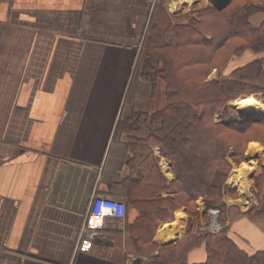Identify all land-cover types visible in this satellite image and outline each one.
Returning a JSON list of instances; mask_svg holds the SVG:
<instances>
[{
	"label": "crops",
	"instance_id": "obj_1",
	"mask_svg": "<svg viewBox=\"0 0 264 264\" xmlns=\"http://www.w3.org/2000/svg\"><path fill=\"white\" fill-rule=\"evenodd\" d=\"M184 1L165 9L176 16ZM153 3L0 0V264L144 263L189 234L176 171L152 138L166 119V84L136 69ZM249 22L259 28L264 12ZM247 53L225 73L264 57ZM95 195L123 200L126 216L83 242ZM237 226L249 250L264 249L257 222ZM190 230L199 234L198 219ZM206 258L204 244L188 257Z\"/></svg>",
	"mask_w": 264,
	"mask_h": 264
},
{
	"label": "trees",
	"instance_id": "obj_2",
	"mask_svg": "<svg viewBox=\"0 0 264 264\" xmlns=\"http://www.w3.org/2000/svg\"><path fill=\"white\" fill-rule=\"evenodd\" d=\"M158 8L159 13H162L163 18L168 21L162 27L158 21L160 16L158 15L157 18L156 15L152 16L149 33L155 32L156 36H152L155 42L152 43L147 53L144 52L145 58L141 73L154 86L159 80L165 82V93L169 103L164 124L158 128L159 130L157 129V134H153L152 138L162 145V150L171 161L177 174L178 189L184 193L187 203H193L200 197L205 200L212 199L214 203L215 197H218L231 171V164L227 159L231 146L229 140L226 141L225 135V137L222 135L219 137L218 146H216L215 138H211L209 142L207 139L204 142L203 138L200 142L199 138L197 139L198 132L199 128L204 127L206 109L215 114L219 109H227V104L231 100L241 94H247V90L254 89L255 92H264V57L237 68L231 73H225L222 70L227 67V62L232 55L238 56L248 48L256 54L264 52V23L259 28H254L249 22L251 15L264 12V0H260L259 6L248 2L235 8L223 22L216 24L214 33H211L210 37L196 27L182 23L172 24L173 19L165 16L166 9L162 6ZM198 21L201 20L198 19ZM234 38H244L245 41L243 44L239 43L234 46L229 58L217 57V53L224 51L227 44L231 43L230 41ZM210 46H214L210 55L202 57ZM178 47L186 50L190 47L197 54L191 56L179 52L170 58L173 55L171 52ZM195 57L204 60H200L204 64H208L212 59L215 62L212 68L201 70L203 83L198 81L196 76L191 77L195 73L197 75L198 67L190 68L195 71L193 75L186 76L183 73L184 68L178 66L180 61L191 66L190 62ZM215 69L219 71V77L209 82L205 81L204 76L209 75ZM261 96L263 97L259 98L264 102V94ZM254 124L264 126V117L255 122L241 120L224 122L220 125V130L245 133ZM205 143H207L206 148ZM195 172L202 178H193L197 186L189 188L186 180ZM154 210L162 214L164 207H156ZM255 212H257L256 215L258 212L263 213L264 205L257 208ZM145 214L150 213L146 210ZM202 244L205 245L206 260L201 263H190L188 259L190 251ZM246 244L249 245L242 238L232 234L231 229H224L217 234H188L176 245L166 244L156 255L150 257L146 264H264V249L249 250Z\"/></svg>",
	"mask_w": 264,
	"mask_h": 264
},
{
	"label": "rangeland",
	"instance_id": "obj_3",
	"mask_svg": "<svg viewBox=\"0 0 264 264\" xmlns=\"http://www.w3.org/2000/svg\"><path fill=\"white\" fill-rule=\"evenodd\" d=\"M154 3L151 6L150 10V20L149 25L151 22L152 16L159 15L160 24L163 26L166 25L167 21L163 18V14L159 13V6L166 7V3L168 0H152ZM225 0H222L220 2H223ZM185 6H183V9L179 14L174 16L171 14L172 10L165 11V16H167L169 19L170 17L173 19L171 20L172 24H183V25H189L191 27H196L199 30H202L204 33H206L207 36L210 37L211 33H214V29L216 28V24L218 22H223V20L226 18V16L231 12L234 11L235 8L240 7L241 5L253 2L255 4H258L260 0H230L229 6L224 10H219L218 12L217 7L213 5L211 0H186ZM217 2V3H220ZM200 19L201 21H198ZM148 36H146V39H144L141 43V50H142V56L138 61L139 68L137 69V72L140 71V75L144 81L147 83H151L150 80H146L144 76L142 75L141 68L143 61H144V52L147 53V51L151 48L152 43H154V39L152 36H156L154 33L151 32L149 26H148ZM171 38V37H170ZM244 38H234L231 40V43L227 44V47L224 51H219L217 53V57H226L229 58V56L232 54V50L236 44L244 42ZM175 43V42H174ZM210 43V42H208ZM181 47V46H180ZM214 46H210L208 49H206L204 56L210 55V52ZM178 49V50H177ZM251 49H246L242 54L236 55L239 60L234 61L231 65V68H234L235 65L239 63L246 62V53L250 51ZM171 52V50H170ZM186 53L187 55L196 56L197 52L193 51L189 47L188 50L176 48L174 52H171L170 58H173L175 53ZM248 54V53H247ZM235 56L232 55L231 58ZM169 58V61L171 59ZM230 58V60H231ZM192 59V62H190L191 66H187V64H184V62L180 61V68H184L183 73L184 75H193V71L195 69L190 68H197V75L191 76L198 78V81L204 80L203 75L200 73L201 70L212 68L213 65H215L214 59L210 60L208 64H204L201 62L200 59ZM194 60V61H193ZM229 62H227V66H229ZM204 61V60H202ZM189 64V63H188ZM162 65V64H161ZM163 66V65H162ZM222 69V68H221ZM223 72L228 70V68L222 69ZM215 71L212 70V72L204 76L206 77L207 82L211 80H215ZM228 72V71H227ZM203 83V81H202ZM247 94L236 97V99L231 100L227 104V109H219L216 111L215 114H213L210 110L206 109V118L204 120V127L199 128V137L197 139L202 142V139L204 138V142L206 139L208 142L211 140V138L216 139V146H218L219 137L222 135V137L226 136V141L229 140L231 148L229 149V154L227 155V159L231 164V171L229 172L226 182L222 186L220 192L218 193V197H215L216 201L213 203L212 199L205 200L203 197L198 198L195 202L189 203V209H188V221L186 224V229L190 231L189 234H192L193 223L199 220V233H210V234H217L218 232L224 230V229H234L237 228V224L241 221H255L260 225L261 228H264V212L259 213L256 215L257 212L255 210L257 208H260L264 205V159L261 158V156L264 154V126L254 124L251 125L250 129L245 133H238L235 131H229V130H220V125L224 122H228L231 120H241V121H258L261 118L264 117V102L259 97L264 92H255L256 90L250 89L247 90ZM255 92V93H254ZM253 97L258 103L259 109L255 114H250V116H254L252 119H247L244 117L245 113L239 109V107L236 105V101H239L242 98H248ZM263 116V117H262ZM224 136V137H225ZM207 146V143H205V148ZM202 149V148H201ZM204 149V148H203ZM206 150V149H205ZM250 165L252 169L250 168L246 172L247 175L242 181L235 178L236 173L239 169H242L244 165ZM252 164V165H251ZM254 164V165H253ZM197 173H193V175H189L188 180H186V184L189 188H193L197 186V183L193 178H202L201 175H197ZM246 180V181H245ZM238 181V182H237ZM199 199H202L201 202L203 203V211H202V217H203V224L200 223V216H197L199 213V206L197 205V201ZM201 203V204H202ZM217 213V218L213 219V214ZM253 213V214H252ZM198 227V226H197ZM232 234L234 233L231 231ZM235 234V233H234ZM236 235V234H235ZM238 237V236H237Z\"/></svg>",
	"mask_w": 264,
	"mask_h": 264
},
{
	"label": "built area",
	"instance_id": "obj_4",
	"mask_svg": "<svg viewBox=\"0 0 264 264\" xmlns=\"http://www.w3.org/2000/svg\"><path fill=\"white\" fill-rule=\"evenodd\" d=\"M126 210L127 206L123 200L95 195L90 203L88 223L85 226L81 240L85 242L86 239H94L97 231L104 228V223L107 219H123L126 216ZM212 217L215 220L217 213L213 214ZM94 219L98 221L94 223Z\"/></svg>",
	"mask_w": 264,
	"mask_h": 264
},
{
	"label": "bare ground",
	"instance_id": "obj_5",
	"mask_svg": "<svg viewBox=\"0 0 264 264\" xmlns=\"http://www.w3.org/2000/svg\"><path fill=\"white\" fill-rule=\"evenodd\" d=\"M211 1L220 2L222 0H211ZM235 103L239 107V109L245 113V116H250V114L251 115L255 114L257 112V110L259 109V107H258L259 103L253 97H248L245 99L242 98V100L240 99L239 101H236ZM250 168L252 169V167L250 165H248V164L244 165V167H242V169L238 170V172L235 175V178L238 179L239 181H240V179L243 181L244 178L246 177L247 173H248L246 171L249 170ZM97 221H98L97 219H94V223Z\"/></svg>",
	"mask_w": 264,
	"mask_h": 264
},
{
	"label": "water",
	"instance_id": "obj_6",
	"mask_svg": "<svg viewBox=\"0 0 264 264\" xmlns=\"http://www.w3.org/2000/svg\"><path fill=\"white\" fill-rule=\"evenodd\" d=\"M174 2L176 3V1H174ZM229 2H230V0H225V1L220 2V3H217V2L212 1L213 5H215V6L217 7L218 10H222V9H224L226 6L229 5ZM244 117L250 120V119H252L254 116H245V115H244ZM262 117H263V116H262ZM146 262H147V261L145 260L144 263H146Z\"/></svg>",
	"mask_w": 264,
	"mask_h": 264
}]
</instances>
